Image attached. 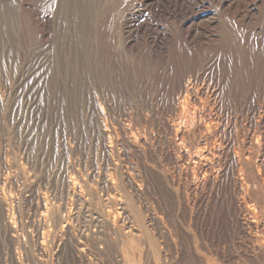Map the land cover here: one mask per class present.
Listing matches in <instances>:
<instances>
[{"label":"rangeland","instance_id":"obj_1","mask_svg":"<svg viewBox=\"0 0 264 264\" xmlns=\"http://www.w3.org/2000/svg\"><path fill=\"white\" fill-rule=\"evenodd\" d=\"M218 2L0 0V264H200L194 251L210 264H256L229 228L189 233L158 182L176 165L180 87L213 86ZM246 100L222 105L231 127ZM197 128L187 125V144L202 139ZM153 208L166 224L155 237ZM224 249L232 261L219 259Z\"/></svg>","mask_w":264,"mask_h":264},{"label":"bare ground","instance_id":"obj_2","mask_svg":"<svg viewBox=\"0 0 264 264\" xmlns=\"http://www.w3.org/2000/svg\"><path fill=\"white\" fill-rule=\"evenodd\" d=\"M251 3L256 2L227 0L225 4L218 2L215 6L210 19L208 46L213 86L200 85V78L193 81L190 78L188 86L180 87L176 99V119L172 120L176 129L172 131L175 133L172 135L173 147L178 151V155H175L176 165L163 182H158L165 191L161 194V202L166 194L165 199L176 206L177 216L188 227L189 233L203 236V228L208 223L215 230L229 228L237 239L242 240V244H247L243 248L253 255L251 260L264 264V0L262 8L259 6L261 12L257 9L258 14L251 8ZM259 86L262 87L260 93L257 92ZM231 97L239 100L241 105L247 98L243 104L247 110L244 114L246 118L242 116L244 119L239 123L235 120L232 127L231 119L227 116L225 119V112L222 111V105ZM188 124L198 126L197 132L202 135V139L193 145L190 142L187 144L188 132L185 133V129ZM116 168L117 165H114L113 169L104 168L101 172L110 180ZM159 211L153 208L146 217L148 233L153 237L156 227L166 225ZM180 234L182 241H185L183 231ZM154 245L155 242H152L153 252L160 248ZM224 251L218 255L219 259L232 261L234 255L228 253L227 249ZM190 254L188 256H193L200 264H210L209 259L195 251ZM151 260L156 264L157 258L152 257Z\"/></svg>","mask_w":264,"mask_h":264}]
</instances>
